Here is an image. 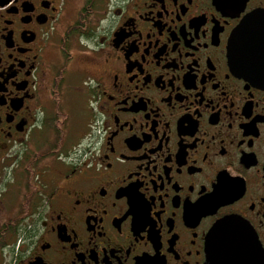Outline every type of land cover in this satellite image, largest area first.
Listing matches in <instances>:
<instances>
[{
	"label": "flooded vegetation",
	"instance_id": "af4514ba",
	"mask_svg": "<svg viewBox=\"0 0 264 264\" xmlns=\"http://www.w3.org/2000/svg\"><path fill=\"white\" fill-rule=\"evenodd\" d=\"M96 1L0 0V264H206L230 216L264 257V0Z\"/></svg>",
	"mask_w": 264,
	"mask_h": 264
},
{
	"label": "water",
	"instance_id": "95a60500",
	"mask_svg": "<svg viewBox=\"0 0 264 264\" xmlns=\"http://www.w3.org/2000/svg\"><path fill=\"white\" fill-rule=\"evenodd\" d=\"M263 35L264 11H256L234 30L231 51L243 73L264 84ZM221 224L208 236L206 264H264V257L259 255L262 251L260 242L247 222L230 216Z\"/></svg>",
	"mask_w": 264,
	"mask_h": 264
},
{
	"label": "rangeland",
	"instance_id": "374dc122",
	"mask_svg": "<svg viewBox=\"0 0 264 264\" xmlns=\"http://www.w3.org/2000/svg\"><path fill=\"white\" fill-rule=\"evenodd\" d=\"M108 8V0H97L96 1V7H95V11H96V14L97 13H100L102 14L103 11H106V9ZM85 61V60H84ZM84 61H80L81 63L84 62ZM88 64V63H87ZM85 71H87L88 73H94L95 72V69L94 68H91L90 66L88 65H85ZM85 81L89 82V83H92V80L91 78H88V77H85V78H80L79 79V82L81 83H84ZM89 121L86 120V125H88Z\"/></svg>",
	"mask_w": 264,
	"mask_h": 264
},
{
	"label": "bare ground",
	"instance_id": "6f19581e",
	"mask_svg": "<svg viewBox=\"0 0 264 264\" xmlns=\"http://www.w3.org/2000/svg\"><path fill=\"white\" fill-rule=\"evenodd\" d=\"M263 55V54H262ZM259 255L261 256V254L259 253Z\"/></svg>",
	"mask_w": 264,
	"mask_h": 264
}]
</instances>
